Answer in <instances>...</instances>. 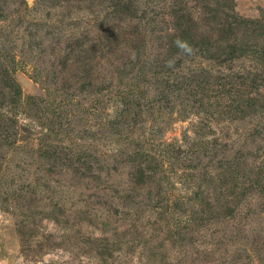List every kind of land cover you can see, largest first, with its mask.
<instances>
[{
	"label": "rangeland",
	"instance_id": "rangeland-1",
	"mask_svg": "<svg viewBox=\"0 0 264 264\" xmlns=\"http://www.w3.org/2000/svg\"><path fill=\"white\" fill-rule=\"evenodd\" d=\"M205 3L0 0V264H264V0L166 53Z\"/></svg>",
	"mask_w": 264,
	"mask_h": 264
},
{
	"label": "trees",
	"instance_id": "trees-1",
	"mask_svg": "<svg viewBox=\"0 0 264 264\" xmlns=\"http://www.w3.org/2000/svg\"><path fill=\"white\" fill-rule=\"evenodd\" d=\"M203 6L204 9L199 11L197 16L191 13L180 14L179 9L175 8L169 12L172 31L165 32L168 35L165 43L166 53L179 47H187V52L191 49L199 52L229 50L231 56H234L235 46L239 41L235 42L236 35L232 31L238 25L233 0H207ZM261 36H264V31ZM224 41L231 44L220 45Z\"/></svg>",
	"mask_w": 264,
	"mask_h": 264
}]
</instances>
